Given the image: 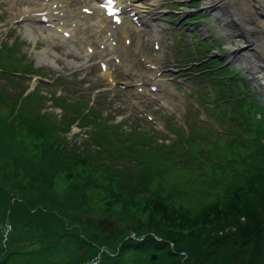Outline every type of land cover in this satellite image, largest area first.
I'll list each match as a JSON object with an SVG mask.
<instances>
[{
    "label": "trees",
    "instance_id": "1",
    "mask_svg": "<svg viewBox=\"0 0 264 264\" xmlns=\"http://www.w3.org/2000/svg\"><path fill=\"white\" fill-rule=\"evenodd\" d=\"M17 53L5 44L0 69L31 72ZM209 64L230 135L203 149L106 125L95 108L83 114L86 100L37 86L23 96L26 78L0 72V264H264V109L236 72ZM75 122L80 143L67 139ZM213 176L214 203H180L189 178Z\"/></svg>",
    "mask_w": 264,
    "mask_h": 264
},
{
    "label": "rangeland",
    "instance_id": "2",
    "mask_svg": "<svg viewBox=\"0 0 264 264\" xmlns=\"http://www.w3.org/2000/svg\"><path fill=\"white\" fill-rule=\"evenodd\" d=\"M87 2L88 0H85V3ZM176 2L182 5V12H177L176 14L183 21L187 18L196 17L198 14H200L204 18V22L187 27V29L190 30L189 32H183L182 29L184 27H180L178 30L173 29V25H179V23L172 22L169 26L163 20V15L167 13L165 5L169 3V0H163L160 4V9L157 12L162 25L159 40L164 49V57L166 60L178 62V59H181L184 56L187 57L186 52L182 50V47L186 45H181V40H187L191 42L193 46H199V38L201 36H205L207 41L213 42V44L209 45L211 51L210 56H218L221 59L223 58L226 64L236 67V69L239 71V74L244 76L245 79H248L250 76L241 69V66L235 62H232V59H229L228 57V54L231 51V46H234L233 39H230L220 30L211 13L204 9L203 0H176ZM194 3H198L199 7L196 10H191L189 7ZM13 12H15V10H11L5 2H0V24L4 25V27L0 28V33H4L6 30H11L14 32V34L19 35L20 38L26 42V44H29V47L27 48L28 58L35 62L36 67L41 68L49 75H52L54 72L79 74L80 77L78 78V81L83 82V88H95L102 91L103 93H106L104 91V81L95 65L89 64L86 66H81V60L71 56L67 52L66 47L61 45L53 47L52 45L46 43L41 38L37 30L32 29L30 34H27L25 32V26L23 23L21 25H11ZM37 29L42 30L41 28ZM195 31L199 32L195 33ZM128 32L131 35L132 42L137 45V43L140 41V46L142 47L141 50H137L139 54L133 56L132 50L134 46H132L129 57L134 58L135 63H137L138 66H142V64L139 62L141 56L144 58H153V54L151 53L148 42L149 36L145 33H141L138 36L136 35L138 33L136 30H133V28H130ZM46 34L47 33H45V35ZM174 36H178L176 43L171 42V37L174 38ZM216 48L223 49L222 54L218 55ZM43 52H45V54H42ZM195 53V51H191V54ZM178 63L183 64L184 61H180ZM178 68V73L174 74L176 76L175 81H171L172 76L161 79V83L166 88L167 96L164 99V102H166V105H168V110L162 109L161 101H157L155 98H146L145 96L140 98L144 110L151 114L153 119L157 121L158 124L156 126L142 118L141 115L131 107L130 99L131 94L133 93L132 87H128L125 91L115 89L112 93H107L109 95V100L113 96L110 106L107 107L115 112L118 111L120 117L122 118L128 119L136 117L142 120L143 123L140 122V124L143 129L149 128V125L154 126L157 131H160L166 137H171V134L165 130L167 120H169L175 126L187 128V126L190 124V121L193 120V111H197L196 118L198 121H201L200 118L204 119L207 124L215 127L209 115L196 102V93H202L203 89L200 87H197L196 89V84L191 81V77H188L189 72L192 71V66L184 67L179 65ZM115 74L116 79L119 82L124 81L132 83L134 81L130 75L127 77L124 73H122V71L115 70ZM250 79L251 81L248 79V88L251 92H254L257 96L261 97L264 102V98L262 96L263 91L255 85V82L252 78ZM52 90L55 91L56 89L53 88ZM58 90H60V88H58ZM151 133L153 132L151 131ZM75 135L76 133L73 134V136ZM80 139L81 138L79 136L76 137L77 141H80ZM221 179L222 177L217 178L213 176L202 177L200 180H190L188 182L189 193L185 196V202L182 199L180 203L187 205L192 213L199 212L203 207L216 201L220 192V187L223 184ZM181 181L185 182L183 178H181Z\"/></svg>",
    "mask_w": 264,
    "mask_h": 264
},
{
    "label": "bare ground",
    "instance_id": "3",
    "mask_svg": "<svg viewBox=\"0 0 264 264\" xmlns=\"http://www.w3.org/2000/svg\"><path fill=\"white\" fill-rule=\"evenodd\" d=\"M63 3L62 9L67 14L65 18L66 26L69 28L70 23L77 21L74 16H79V21L76 23V29H70L75 31L78 35L86 33L84 38H94L98 34L97 28L91 22V17L81 16L79 9L75 8L76 2L72 0H61ZM162 0H149L148 3L145 1L139 2L134 5L136 9L141 8L144 13L143 20L148 25L146 33H150L152 38L158 34L159 24L155 18L157 15V7L153 8V5L159 6ZM83 0H79L82 3ZM204 9L208 10L215 23L218 25L220 30L233 39L234 46L230 48L228 54L229 59L241 66V69L250 76L255 82V85L263 91L264 94V0H203ZM5 3L11 10H15L16 13H12V20H18L22 18V22L26 24V31L29 32L31 28H35V22L33 19L25 18L27 13L38 12L40 8L45 10V4L42 0H5ZM149 6V7H147ZM131 23L125 22L122 25L124 30L130 28ZM138 33L140 30L136 29ZM92 35H90V33ZM127 34V32H126ZM46 40L54 44H62L65 46L66 41L61 38L55 32L47 33ZM80 48H77L79 51ZM140 49L137 45L133 50ZM120 58V65L125 68V71H132L135 60L130 59L123 55V45L114 49ZM44 56V55H43ZM87 54H84L83 60H88ZM94 57H96L94 55ZM158 58V57H157ZM128 60V61H127ZM146 63H150L147 61ZM136 73H139V68L136 67ZM155 72L151 75L154 76ZM138 82V80L136 81ZM158 88L162 89V87ZM158 99H162L159 95L156 96ZM162 104H166L164 101Z\"/></svg>",
    "mask_w": 264,
    "mask_h": 264
},
{
    "label": "water",
    "instance_id": "4",
    "mask_svg": "<svg viewBox=\"0 0 264 264\" xmlns=\"http://www.w3.org/2000/svg\"><path fill=\"white\" fill-rule=\"evenodd\" d=\"M151 260L155 261L156 260V256L155 255L151 256Z\"/></svg>",
    "mask_w": 264,
    "mask_h": 264
}]
</instances>
